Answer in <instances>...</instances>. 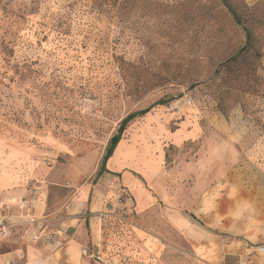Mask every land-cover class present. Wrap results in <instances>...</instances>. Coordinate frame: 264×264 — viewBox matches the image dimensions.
Wrapping results in <instances>:
<instances>
[{
  "label": "rangeland",
  "instance_id": "374dc122",
  "mask_svg": "<svg viewBox=\"0 0 264 264\" xmlns=\"http://www.w3.org/2000/svg\"><path fill=\"white\" fill-rule=\"evenodd\" d=\"M236 3L0 0V138L44 220L84 222L88 264H216L167 219L192 225L194 186L209 185L196 166L223 173L231 128L264 116V12ZM148 107L96 178L121 120Z\"/></svg>",
  "mask_w": 264,
  "mask_h": 264
},
{
  "label": "crops",
  "instance_id": "0c3cea01",
  "mask_svg": "<svg viewBox=\"0 0 264 264\" xmlns=\"http://www.w3.org/2000/svg\"><path fill=\"white\" fill-rule=\"evenodd\" d=\"M230 1L237 2L246 19L264 12V0ZM257 115L256 120L242 116V126L231 128L229 141L231 151H235L232 155L237 158L225 165L223 173L213 169L217 166L214 161L209 162L207 173H201L200 164L196 166L194 173L199 177L206 175L209 185L202 191L194 186L193 215L197 216L192 225L178 211L168 213V224L183 230L187 227L192 232L194 252L206 253L207 259L216 264H264V251L258 250L264 247V116ZM112 154L109 158L114 161L116 155ZM126 180L132 184L136 201L139 199L137 205L141 207L144 191L135 179ZM40 190L19 174L10 150L0 138V217L12 224L9 235L0 236V264H88L78 254L85 240L82 220L76 226L72 221L65 223L66 227L45 220L23 234L26 220L45 219L46 197ZM31 197L32 204L22 203ZM39 231L59 232L60 245L33 240Z\"/></svg>",
  "mask_w": 264,
  "mask_h": 264
},
{
  "label": "built area",
  "instance_id": "2783aa9c",
  "mask_svg": "<svg viewBox=\"0 0 264 264\" xmlns=\"http://www.w3.org/2000/svg\"><path fill=\"white\" fill-rule=\"evenodd\" d=\"M34 201L33 197L27 199V200H23L22 203L24 205L26 204H32ZM45 221L44 219L40 220V219H35V218H29L28 220H26L24 222V224L26 225V227L23 229V234H27L29 233L31 227H33L34 225H37V223L43 222ZM12 224L9 223L8 221L4 220V218L0 217V236L1 237H7L9 235V227ZM59 235V232L56 233H45L42 231H39L37 233L34 234L33 236V240H42V242L44 244H51L53 246H59L60 245V240L57 238ZM259 251H264V247L260 246L258 248ZM83 253H85V250H82ZM238 264H244L242 262H239Z\"/></svg>",
  "mask_w": 264,
  "mask_h": 264
},
{
  "label": "trees",
  "instance_id": "16d2710c",
  "mask_svg": "<svg viewBox=\"0 0 264 264\" xmlns=\"http://www.w3.org/2000/svg\"><path fill=\"white\" fill-rule=\"evenodd\" d=\"M168 101L169 100H159L157 102V104H164ZM149 109H150V107L145 108V109L140 110V111H137V112L130 113L121 120L120 125L117 129V133L109 141V144L106 148L105 154L102 157L101 164L99 167V171L97 172L96 177H98L103 171H106L105 163H106L107 159L111 156L115 146L119 142L121 134L124 130L126 123L129 122L131 119H133L135 116H140V115L145 114L147 111H149Z\"/></svg>",
  "mask_w": 264,
  "mask_h": 264
}]
</instances>
